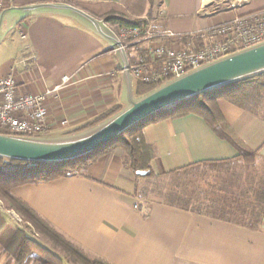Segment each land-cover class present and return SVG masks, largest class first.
Here are the masks:
<instances>
[{
	"label": "crops",
	"instance_id": "crops-1",
	"mask_svg": "<svg viewBox=\"0 0 264 264\" xmlns=\"http://www.w3.org/2000/svg\"><path fill=\"white\" fill-rule=\"evenodd\" d=\"M222 1L158 0L165 29L176 35L167 40L170 46L186 50L190 35L264 9V0H249L236 11ZM47 2L53 0L13 6ZM89 2L101 10L110 6L144 14L149 9L147 0ZM84 8L102 19L93 6ZM16 34L0 45H6L0 51V78L13 75L19 95L41 93L66 76L77 82L48 102L49 135L80 130L120 105L115 53L91 32L69 19L36 16L21 23ZM161 44L164 40L154 43ZM31 56L37 61L24 65ZM217 107L255 154L253 162L203 118L189 115L145 127L156 156L154 176L141 177L151 184L142 194L121 149L98 159L84 176L25 185L13 193L74 244L111 264H264V102L250 110L220 98ZM65 119L67 127L61 124ZM0 264H14L1 249Z\"/></svg>",
	"mask_w": 264,
	"mask_h": 264
},
{
	"label": "water",
	"instance_id": "water-1",
	"mask_svg": "<svg viewBox=\"0 0 264 264\" xmlns=\"http://www.w3.org/2000/svg\"><path fill=\"white\" fill-rule=\"evenodd\" d=\"M36 16L71 20L91 32L115 53L121 71V109L87 129L60 135L20 136L0 133V160L60 164L94 153L149 117L202 95L264 76V41L206 63L138 95L139 83L130 72V60L118 35L103 20L63 2L10 6L0 13V45L24 21ZM141 177L147 176L138 172Z\"/></svg>",
	"mask_w": 264,
	"mask_h": 264
},
{
	"label": "trees",
	"instance_id": "trees-1",
	"mask_svg": "<svg viewBox=\"0 0 264 264\" xmlns=\"http://www.w3.org/2000/svg\"><path fill=\"white\" fill-rule=\"evenodd\" d=\"M147 1L149 3L148 14H152L158 0ZM53 2L59 1L53 0ZM64 3L73 5L70 2ZM104 21L119 28H137V26L143 24V22L134 21L122 15H111L105 18ZM128 55L130 58V53ZM160 85L139 83L138 95H144ZM220 98H226L231 103L246 109H255L264 102V76L193 98L169 110L153 115L94 153L72 162L60 164L11 162L6 164L0 160V198L6 202L7 210L14 211L23 220V223L30 227L32 232L29 236L25 232L15 229L0 214L1 251L14 264H111L74 244L39 215L28 203L15 196L13 190L25 185L46 184L75 176H84L89 167L96 163L98 159L117 149L125 152L127 166L137 178L141 177L138 172L146 173L147 178L153 177L152 162L155 159L156 151L154 146L149 144L145 138V127L166 119H180L189 115H197L203 118L215 134L236 148L247 163H251L255 154L239 141L224 120L217 107V100ZM120 109L121 105L88 126L74 132L92 127L111 117ZM0 133L11 134L7 130H0ZM36 236L48 241L61 254H56L32 238Z\"/></svg>",
	"mask_w": 264,
	"mask_h": 264
},
{
	"label": "built area",
	"instance_id": "built-area-1",
	"mask_svg": "<svg viewBox=\"0 0 264 264\" xmlns=\"http://www.w3.org/2000/svg\"><path fill=\"white\" fill-rule=\"evenodd\" d=\"M5 2L6 0H0V11L4 9ZM248 3L249 0H223L220 5L236 11ZM151 31L152 26L147 30L148 36L144 38L142 29L125 28L122 39L118 37L127 52L134 53L130 61V72L134 79L146 85L163 84L206 63L263 42L264 9L237 15L229 22L190 35L191 43L186 50L174 49L169 44L155 46V39L170 40L176 35L166 30L155 36L150 34ZM21 36L25 39L24 34ZM132 38L138 40L135 43H124L125 40ZM142 45L146 48L144 53L137 51ZM148 58H152V61L149 62ZM29 61L36 62L37 59L31 56L24 60V65ZM76 83L66 76L60 84L41 93L19 95L13 75L0 78V130H7L13 135L20 136L48 134L50 131L48 102L58 99L65 89ZM61 124L67 127L69 121L65 119ZM0 207H4L1 200ZM17 221L20 220L17 218Z\"/></svg>",
	"mask_w": 264,
	"mask_h": 264
},
{
	"label": "rangeland",
	"instance_id": "rangeland-1",
	"mask_svg": "<svg viewBox=\"0 0 264 264\" xmlns=\"http://www.w3.org/2000/svg\"><path fill=\"white\" fill-rule=\"evenodd\" d=\"M24 0H6L5 2V5H4V9L12 6V5H17V4H21V2H23ZM54 1H59V2H70L71 4L77 6L78 8H80L81 10L83 11H87L85 10L84 7H88L89 8L91 6H93L95 8V10H98V15H100L102 17L101 20H105V18H107L108 16H111V15H115V16H125V17H128L134 21H139V22H143V24L137 26V28H140L143 30V37L145 38L146 36H148V28L150 26H152V31L150 32L151 35H160L162 32H165L166 29H165V25L164 23L162 22V20L164 19V14L160 11V9L156 6V8L153 10L152 14H148L149 13V9L144 13V14H141V12H137V11H134V12H130V11H127L123 8H117V7H105L103 8L102 10L99 9V7L96 5V3H92V2H89L88 1H84L81 2L78 1V0H54ZM156 4H157V1H156ZM88 5V6H86ZM146 5V4H145ZM98 8H97V7ZM3 9V10H4ZM91 9V8H90ZM87 13H90V15H93L90 11H87ZM119 37H121L122 39V35L124 34L123 33V27H117L115 25H111V24H107ZM18 29V28H17ZM17 29L14 30L11 34L14 35L16 34L17 32ZM10 35V36H12ZM17 35V34H16ZM10 38V37H9ZM163 39V38H161ZM9 39H7V41L5 42H8ZM138 38H132V39H127L124 41V43L126 44H129V43H135V41H137ZM155 40H158V39H155ZM164 40V43L165 44H169L167 42V40L163 39ZM6 44V43H5ZM6 45H3L0 49V51L5 48ZM172 47V46H171ZM4 50V49H3ZM49 135L46 134V135H43V136H47ZM138 183H139V186H140V193L142 194L145 190V188L147 186H149V188H151V184L148 183L145 179H142L141 177L138 179ZM1 199V198H0ZM2 203H3V206L4 207H0V214L1 216L6 220V222L14 227L15 229H18V230H21L23 232H25L26 234H28L29 236H31L30 234L32 233L31 232V229L29 226H27L25 223H23V220L14 212V211H11V210H7V204L5 201H3L1 199ZM17 218L20 220V221H17ZM34 240H37L41 245H43L44 247H46L47 249L55 252L56 254L60 255L61 253L55 249L48 241L42 239V238H39V237H32Z\"/></svg>",
	"mask_w": 264,
	"mask_h": 264
}]
</instances>
